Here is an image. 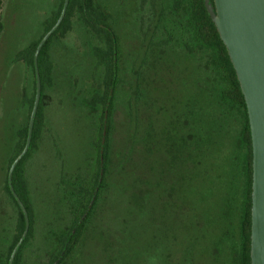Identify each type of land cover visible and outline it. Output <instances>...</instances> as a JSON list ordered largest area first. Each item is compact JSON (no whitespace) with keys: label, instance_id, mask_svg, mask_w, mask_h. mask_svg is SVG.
<instances>
[{"label":"rangeland","instance_id":"obj_1","mask_svg":"<svg viewBox=\"0 0 264 264\" xmlns=\"http://www.w3.org/2000/svg\"><path fill=\"white\" fill-rule=\"evenodd\" d=\"M98 1L109 15L107 22L119 46L121 84L114 116L117 132L121 134L128 119L127 108L123 105L127 92L138 84L146 88L150 80L158 77L152 74L156 68L148 53L151 46L158 45L168 53L165 58L172 73L171 77L167 76L172 80L169 89L173 93L180 91L176 89L183 88V82L187 81V94H198L201 108L214 129L217 154L214 157L216 160L211 159L203 165L205 172L200 173L202 169L193 170L189 183L182 187L183 200L187 205V213L181 216L182 220L173 213L165 214L170 222V226L166 224V229L152 224L150 215L144 214L138 222L132 223L135 225H118L112 230L107 224L114 226L117 219L105 216L108 223L100 226L91 239L81 244L75 258L68 264H239L234 247L240 245L241 209L246 190L243 170L245 150L241 143L244 120L233 105L220 99V91L227 89L228 84L222 77L218 80L213 74L212 58L206 50L200 47L190 50L186 46L188 44L192 48V44L185 42L187 38L183 37L187 25L173 9V0ZM59 6L60 0H5L2 12L0 251L7 250L15 234L17 211L5 191V182L9 163L20 146L19 131L27 123L29 125V106L24 102L23 92L27 89L32 94L35 80L33 71L15 58L19 51L41 38ZM168 41L170 43L166 47ZM103 45L101 37L83 24L79 14L73 18L67 35L55 38L50 45L54 84L45 92L46 128L38 149L23 166L39 219L36 238L27 246L22 264L48 262V226L43 219L46 212L42 207L45 198H51L47 190L56 189L59 179V149L74 146L77 134L82 148H87L93 119L88 111L82 109L81 112L79 105L94 84L102 81L103 71L101 67L96 70L93 49ZM162 75L163 72L158 78L162 79ZM167 77L162 80L168 81ZM154 96L157 98L156 93ZM161 96H158V101L164 99ZM179 101L174 113L178 114L179 120H183L190 110V99L184 98L183 101L180 97ZM168 118L175 119L173 113ZM206 173L207 176L202 177ZM199 214L205 217L201 218L198 229H188L185 217L193 220ZM103 231L107 232V240L108 234L113 231L114 239L104 243L100 236Z\"/></svg>","mask_w":264,"mask_h":264},{"label":"trees","instance_id":"obj_2","mask_svg":"<svg viewBox=\"0 0 264 264\" xmlns=\"http://www.w3.org/2000/svg\"><path fill=\"white\" fill-rule=\"evenodd\" d=\"M64 1L60 0L59 9L49 19L41 38L16 54V61L32 70L34 74L33 93L30 94L27 89L23 92L24 102L28 104L30 114L36 95L34 54L40 40L59 19ZM173 1V9L187 25L183 37L187 38L184 39L185 42L192 44V48L188 44L186 46L190 50L196 47L206 50V53L212 58L213 74L217 76L218 80L222 77L225 84H228L227 89L220 91V99L233 105L244 120L241 143L245 150L243 170L246 190L241 209L240 245L234 247V254L239 264H251L253 148L245 98L227 49L207 12L204 0ZM4 6L5 0H0V35L4 28L2 21ZM77 14L83 24L99 35L104 43L103 46H96L93 49L97 60L96 70L101 67L103 73L101 83L98 82L96 85V82L79 105L81 112L82 109L84 112L88 111L92 116L90 118L93 119L87 148H82L80 137L77 134V137H74V146L70 149L64 146L58 152L59 179L55 184L56 189H52L51 192L47 190V194L51 198H45L42 207L46 212L43 219L46 220L48 226L46 237L47 243H49V254L46 264H54L62 253L64 256L59 264H68L75 258L81 244L88 238L91 239L100 226L108 223V218L106 217V222L105 216L117 219L114 226L110 223L107 224V227L112 230L118 225H135L132 223L138 222L139 217L144 214L150 215L149 221L152 224L164 228L167 223L170 226L165 214L173 213L175 217L182 220L181 216L187 213L182 187H185L187 182L189 183L195 171L202 169L200 173L205 172L203 165L211 159L216 160L214 158L217 154L213 139L214 129L201 108L198 94H187V81L183 82V88L176 89L180 91L173 93L169 89V83L172 82L169 77L172 76V73L165 58L168 53L158 45H153L148 49L149 57L153 59L156 68L155 72H150L158 77H161L160 73L163 72L162 79L169 76L167 77L168 81L157 77L150 80L146 88L142 84L130 88L125 95L123 104L127 108L128 119L121 134L119 131L117 132L114 116L118 108V90L121 84L119 46L113 30L107 22L109 15L98 0H70L62 24L47 41L39 56L42 80L41 103L35 120L30 149L13 175L15 191L25 204L30 217L28 236L20 247L14 264H22L27 246L36 238L39 218L35 213L37 210L33 205V196L25 178L23 166L33 152L38 149L46 128L45 99L47 96L45 92L48 87H52L54 84L53 66L49 55L50 45L55 38L67 35L71 30L73 18ZM169 43V41L166 42L165 46H169ZM153 47H155L154 50ZM155 93L157 98L154 96ZM160 95L165 102L158 101ZM180 97L183 98V101L184 98L190 99V110L185 113L183 120H179L178 114L174 113V108L180 102ZM170 113H173L175 119H167ZM105 125V144L102 146ZM27 136L28 123L22 131H19L20 146L7 168L5 191L16 208L17 222L11 244L6 251H0V264H9L11 253L25 229L24 215L8 185V173L12 162L24 149ZM102 168L103 177L100 183ZM205 176L207 173L202 177ZM95 194L93 207L75 234L71 236L76 225L87 213ZM202 217L203 215L200 214L193 220L191 218L188 220L185 217L184 223L190 230L198 229ZM114 235V232L111 231L108 234V240L107 232L100 236L105 243L114 239ZM98 240L100 239L98 238Z\"/></svg>","mask_w":264,"mask_h":264},{"label":"water","instance_id":"obj_3","mask_svg":"<svg viewBox=\"0 0 264 264\" xmlns=\"http://www.w3.org/2000/svg\"><path fill=\"white\" fill-rule=\"evenodd\" d=\"M204 2L207 12L227 49L247 106L253 148L251 264H264V0H204ZM69 4L70 0L64 1L59 19L40 40L34 54L36 95L28 125L27 141L24 149L12 162L8 173V185L24 215L25 229L11 253L9 264H14L17 253L30 230L29 213L15 191L13 175L30 149L35 120L41 103L42 80L39 56L47 41L62 24ZM105 136L106 125L102 146L105 144ZM102 177L103 168L101 169L100 183ZM97 192L98 188L96 194ZM96 194L89 204L87 213L76 225L71 236L75 234L93 207ZM63 256L64 253L54 264H59Z\"/></svg>","mask_w":264,"mask_h":264},{"label":"flooded vegetation","instance_id":"obj_4","mask_svg":"<svg viewBox=\"0 0 264 264\" xmlns=\"http://www.w3.org/2000/svg\"><path fill=\"white\" fill-rule=\"evenodd\" d=\"M231 264H233V263H231Z\"/></svg>","mask_w":264,"mask_h":264}]
</instances>
